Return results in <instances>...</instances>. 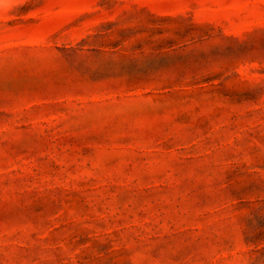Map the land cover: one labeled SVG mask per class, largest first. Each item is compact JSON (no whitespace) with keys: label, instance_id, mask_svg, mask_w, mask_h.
I'll list each match as a JSON object with an SVG mask.
<instances>
[{"label":"rangeland","instance_id":"1","mask_svg":"<svg viewBox=\"0 0 264 264\" xmlns=\"http://www.w3.org/2000/svg\"><path fill=\"white\" fill-rule=\"evenodd\" d=\"M0 264H264V0H0Z\"/></svg>","mask_w":264,"mask_h":264}]
</instances>
